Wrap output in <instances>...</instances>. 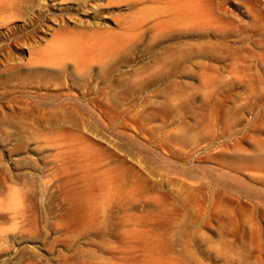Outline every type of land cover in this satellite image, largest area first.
<instances>
[{"label":"rangeland","instance_id":"rangeland-1","mask_svg":"<svg viewBox=\"0 0 264 264\" xmlns=\"http://www.w3.org/2000/svg\"><path fill=\"white\" fill-rule=\"evenodd\" d=\"M29 1L0 10V264H264V0Z\"/></svg>","mask_w":264,"mask_h":264},{"label":"bare ground","instance_id":"bare-ground-1","mask_svg":"<svg viewBox=\"0 0 264 264\" xmlns=\"http://www.w3.org/2000/svg\"><path fill=\"white\" fill-rule=\"evenodd\" d=\"M28 1L29 0H0V10L1 9H6V10H10V11L22 10L25 7L24 5ZM145 1L154 2V3H156V5H159V4L163 5L160 7L156 6L154 8V11L153 12L151 11L152 17L162 16L165 18V21H163L162 24H164V23L170 24L171 23L172 25H175V26H177V25L187 26V25H192V23L195 25L200 24V23H204L210 19V18H207L208 15L206 13V10L203 11L202 8H200V6L206 5V4H204V2H206V0H138V4H144ZM109 2H111V0H109ZM42 5H43V3H42ZM135 5H137L135 2H131L129 6H130V8H133V7H135ZM255 6H256L255 2H254V4L252 2L246 4V7L249 10L253 9V7H254V9L250 11V13L256 11ZM36 7H38V5ZM64 9L66 11H68L70 9V7L65 6ZM25 11H26V9H25ZM42 17H44V16H42ZM39 18L40 17H38V19ZM65 34H66V36L71 37V38L76 39V40L88 38L87 36H89V35H84L81 32H77V33L66 32ZM78 51H79L78 52L79 57H77V61H80V59L83 58V56H84V52L80 51L79 48H78Z\"/></svg>","mask_w":264,"mask_h":264}]
</instances>
